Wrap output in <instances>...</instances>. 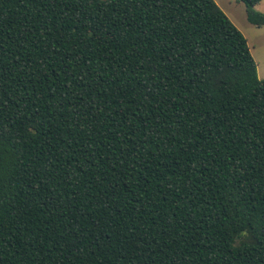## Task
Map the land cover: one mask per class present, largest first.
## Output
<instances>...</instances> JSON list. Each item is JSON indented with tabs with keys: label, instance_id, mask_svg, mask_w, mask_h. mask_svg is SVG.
<instances>
[{
	"label": "trees",
	"instance_id": "16d2710c",
	"mask_svg": "<svg viewBox=\"0 0 264 264\" xmlns=\"http://www.w3.org/2000/svg\"><path fill=\"white\" fill-rule=\"evenodd\" d=\"M0 264H264V79L214 0H0Z\"/></svg>",
	"mask_w": 264,
	"mask_h": 264
},
{
	"label": "rangeland",
	"instance_id": "374dc122",
	"mask_svg": "<svg viewBox=\"0 0 264 264\" xmlns=\"http://www.w3.org/2000/svg\"><path fill=\"white\" fill-rule=\"evenodd\" d=\"M228 19L245 37L250 54L256 64L259 79H264V26L257 27L246 19L245 5L234 0H214ZM264 14V0L254 7Z\"/></svg>",
	"mask_w": 264,
	"mask_h": 264
}]
</instances>
